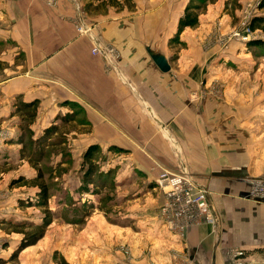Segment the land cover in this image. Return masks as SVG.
<instances>
[{
  "label": "crops",
  "instance_id": "0c3cea01",
  "mask_svg": "<svg viewBox=\"0 0 264 264\" xmlns=\"http://www.w3.org/2000/svg\"><path fill=\"white\" fill-rule=\"evenodd\" d=\"M76 1L83 14L73 0H57L54 6L45 0L4 1L0 38L27 53L25 73L4 87L31 94L46 72L48 99L77 106L78 111L69 105L63 110L79 112L81 145L99 146L117 176L140 178L121 195L129 210L142 212L136 223L119 227L93 217L79 238L110 242L108 264H216L230 248L264 243V235L253 237L255 230L264 231V196L250 199L246 181L264 173V118L246 113L247 92L230 89L223 74L205 73L202 55L184 58L180 52L176 60L169 58L168 41L178 20H166L174 18L175 0H133L134 7ZM187 2L182 0L181 11ZM80 13L92 36L116 50L114 67L92 55L90 37L77 33ZM148 49L165 56L169 72L158 69ZM162 171H185L208 191L216 231L200 224L179 237L160 223L164 195L156 182ZM116 241L130 246L129 262L112 261Z\"/></svg>",
  "mask_w": 264,
  "mask_h": 264
},
{
  "label": "rangeland",
  "instance_id": "374dc122",
  "mask_svg": "<svg viewBox=\"0 0 264 264\" xmlns=\"http://www.w3.org/2000/svg\"><path fill=\"white\" fill-rule=\"evenodd\" d=\"M4 1L16 0H1L0 11ZM45 1L54 6L57 0ZM258 1L259 6H256ZM262 1L211 0L200 11L197 27L187 28L184 30L187 32L178 38L181 44L174 37L169 39L166 54L171 60H176L180 55L184 58L202 55L206 58L204 72L223 74L228 79L230 89L236 93L247 92L244 99L246 113L264 118V32L250 29L246 35L253 18H264V8L260 9ZM112 2L122 7L133 0ZM73 3L78 5L81 12L82 5L76 0ZM180 3L182 0H175L174 18H167V23L177 21L178 12L182 15L180 7L183 5L179 7ZM131 5L134 7L133 3ZM5 21V18H0V28H3ZM254 41L263 42V46H250ZM26 56V52H16L14 44L0 38V264H59L61 257L66 262L71 261L69 264H108L111 260H108L105 251L110 247V242L97 238L98 242L89 244L79 235L86 221L93 217L104 219L109 224H118L119 227L136 223L142 212L129 210L130 204H122L121 195L129 194L133 189L132 184L140 178L122 176L126 179L121 180L124 178L117 176L118 169L107 166L110 156L97 146L101 153L94 155L92 165L106 175H102L99 181L98 193L90 185L88 192L82 188L83 173L91 164L90 161L84 163L83 156L90 146L84 147L79 141V112L71 114L63 110L67 105L72 110L77 106L68 101L48 99L46 72L39 77L42 82L36 84L38 87L29 89L31 94L12 92L4 87L6 81L8 83L9 79L26 69ZM25 103L35 104L33 112L22 109L21 105ZM51 127L57 128L56 134L44 141L42 149L31 144ZM38 171L43 174L48 192V213L36 206L38 187L21 183L12 186L13 181L20 177H34ZM84 213L89 216L81 224ZM47 215L51 223L43 237L34 245L17 252L22 239L35 232L30 225L40 224ZM253 234L254 238L260 239L264 231L257 229ZM243 248L246 256L242 264H264V243ZM116 251L112 261L127 263L133 258L130 246L121 241L113 244L111 253ZM216 264L232 263L227 256Z\"/></svg>",
  "mask_w": 264,
  "mask_h": 264
},
{
  "label": "built area",
  "instance_id": "2783aa9c",
  "mask_svg": "<svg viewBox=\"0 0 264 264\" xmlns=\"http://www.w3.org/2000/svg\"><path fill=\"white\" fill-rule=\"evenodd\" d=\"M256 6H259V1ZM247 28L246 35L250 30ZM76 31L79 35L90 37L92 55L102 56L110 67L116 65L118 61L116 50L102 45L99 39L92 36L91 28L82 21L81 14H78L76 19ZM246 181L249 185V198L261 200L264 196V173ZM156 185L164 195V201L159 208L160 223L173 235L182 237L189 229L200 224L209 225L214 231L218 229L217 215L209 200V193L191 174L185 171L177 173L162 171ZM227 256L232 264H242L246 252L243 249L230 248Z\"/></svg>",
  "mask_w": 264,
  "mask_h": 264
},
{
  "label": "trees",
  "instance_id": "16d2710c",
  "mask_svg": "<svg viewBox=\"0 0 264 264\" xmlns=\"http://www.w3.org/2000/svg\"><path fill=\"white\" fill-rule=\"evenodd\" d=\"M210 1L211 0H188L187 4L184 7L181 17L178 19L176 33L174 35V38L177 43L181 44V42L178 41V38L180 37V35L185 29L187 28L193 29L197 27L199 23V16L201 14L200 11L205 9L207 3ZM109 3L111 5L115 4L112 2V0H109ZM263 8H264V0L262 1L261 6H260V9H263ZM249 28L251 29V31L261 30L264 32V18H262L261 16H257L253 18L249 24ZM262 43L263 42L261 41H254V42H251L250 46H254V47L263 46ZM21 107L23 110H27V112L28 111L33 112L35 108V104L25 103V104H22ZM56 129H57L56 127H51V128L44 130L43 135L40 138H38L35 143L31 142V144H33L38 149H42L45 145L44 141L50 138V136H53L54 134H56ZM99 153H101V151L95 145L90 146L84 153L83 162L87 163L88 161H90L91 163L88 165L87 171L83 173V176H82L81 184H82V188L86 192H88V186L90 185L95 188L93 191L98 193L99 181L101 180L102 175L103 177L104 175H106L105 173H100L97 170V167H93L92 165L93 164L92 160L94 158V155L99 154ZM20 183L21 184H31L39 188V191L37 192V195H36L37 196L36 206L43 208L48 213V192H47L46 185L43 182V174L38 171V173H36V176L34 177H31V178L20 177L19 179L12 182V186L15 184H20ZM88 216H89L88 213H84L83 214L84 218L80 219V223L81 224L84 223L85 220L88 218ZM50 223H51V218L49 215H47L46 217H44L43 221L40 224L30 225V229L34 230L35 232L28 237H24L20 243L19 248L16 251L18 252L29 246L34 245L40 238L43 237L45 229L50 225ZM59 260H60L59 264H68L66 260L62 257Z\"/></svg>",
  "mask_w": 264,
  "mask_h": 264
},
{
  "label": "water",
  "instance_id": "95a60500",
  "mask_svg": "<svg viewBox=\"0 0 264 264\" xmlns=\"http://www.w3.org/2000/svg\"><path fill=\"white\" fill-rule=\"evenodd\" d=\"M147 53L161 72L163 73L169 72L170 67L164 55L154 54L149 49L147 50Z\"/></svg>",
  "mask_w": 264,
  "mask_h": 264
}]
</instances>
